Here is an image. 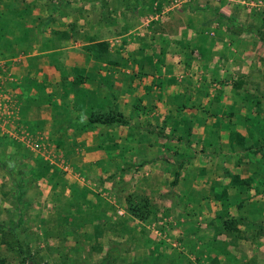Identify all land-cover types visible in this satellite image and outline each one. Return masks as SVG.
<instances>
[{
    "label": "crops",
    "instance_id": "obj_1",
    "mask_svg": "<svg viewBox=\"0 0 264 264\" xmlns=\"http://www.w3.org/2000/svg\"><path fill=\"white\" fill-rule=\"evenodd\" d=\"M31 1L36 4V24L26 22L22 27V30H27L26 36L21 39L14 34L0 41V53L3 52L0 55V106L5 109L0 135L20 145L31 137L36 138L35 141L54 137L57 138L56 145H60L64 151H73L74 146H70L69 138H79L80 151L85 155L83 159L94 163L98 170L132 169L137 168L140 162L139 169H161L162 173H168L167 169L185 170L186 174L196 170V176L192 179L194 183L188 186L186 196L180 192L183 182L175 179L174 183L182 196L186 197V210L203 215L210 213L214 222L219 223L217 215L222 207L214 198L234 200L236 187L233 180L254 178L235 170L258 169L255 164L264 162V154L261 153L264 150L250 152H260L258 156L244 155L249 154V148H254L256 140H250L251 146L237 148V136L246 139L264 137V129L260 130L258 124L254 127L244 125L245 130L231 128L237 125L239 116L241 121L248 120V117L241 112H233L232 106L236 103L233 102L232 90H219L215 96L210 95L215 74L212 70L207 69V74L203 70L206 65L207 68L211 64L213 66L214 61L203 65L196 59L195 51L202 55L205 48L193 37L195 34L188 35V30L183 27L169 32L168 40L160 42L154 39L149 30L142 32L144 34L138 31L142 27L139 25L140 18L134 16L132 11L128 16L118 14L108 17L104 24L102 18L99 19L98 11L107 9L112 4L109 0H87L91 6L97 3L102 5L98 6L99 10L92 6L95 10L92 13L87 11L89 7L84 4H72L68 13L60 17L62 21H57L55 16L60 14L63 6L68 5L66 0L54 2L51 8H46L45 0ZM169 20L178 22L172 18ZM31 26L37 27L29 34L27 28ZM93 26L100 28L95 32ZM103 34L108 37H99ZM77 37L87 43H72L71 40ZM62 38L65 40L62 41ZM112 38L117 39L119 44H110L108 41ZM92 41H105L109 48L102 54L90 53L85 46ZM80 75L86 77V81L77 86L73 79ZM258 82L263 84L264 77ZM210 104L213 107L206 112ZM190 105L194 108L199 106L206 115L209 113L207 119L202 115L199 117V109L192 110ZM108 111L122 114L127 125L132 124L131 129H110L114 125H85L91 113ZM227 114L232 117L230 120L226 119ZM141 116H147L148 127L139 131L136 126L144 123ZM194 120L199 125L197 128L190 125V121ZM180 123L181 127H178ZM153 126H159L160 132L152 130ZM171 133L179 134L174 138ZM185 135L195 138L203 147L198 150L189 145L188 139L186 142L183 140ZM164 139L181 146L179 154L173 157L175 161L165 155L157 160V149ZM44 144L45 141H38L32 147H21L31 153ZM238 158L242 160L240 165ZM224 169L229 171L222 172ZM186 176L182 180H188ZM122 179H125L124 175ZM139 180L151 181L152 185L154 180H159V186H162L170 178L169 175L160 176L153 172ZM198 181L204 185L202 192L194 191V184H199ZM158 190L148 188L147 193L153 196ZM227 209L230 217L244 218V227H251L259 221L262 223L264 219V211L257 216L255 209L248 206L237 210L234 203ZM230 238L227 239L235 240L233 236ZM220 244L226 248V244ZM188 259L186 255L185 260ZM212 259L219 261L215 264L221 263L220 258Z\"/></svg>",
    "mask_w": 264,
    "mask_h": 264
},
{
    "label": "rangeland",
    "instance_id": "obj_2",
    "mask_svg": "<svg viewBox=\"0 0 264 264\" xmlns=\"http://www.w3.org/2000/svg\"><path fill=\"white\" fill-rule=\"evenodd\" d=\"M109 1L112 4L107 9L98 11L99 19L102 18L104 24L108 17L118 14L128 16L129 11H132L134 16L140 18L139 25L142 27L138 31L142 33L149 30L154 39L160 42L168 40L169 32H176L183 27L188 30V35L195 34L193 37L205 48L202 55L195 51L196 59L203 65L214 61L213 66L211 64L207 68L206 65L203 70L206 74L207 69L215 74L212 79L215 83H210V95L215 96L219 90H232L233 102L236 103L232 106L233 112H241L248 117V121L237 120V125L231 128L245 130L246 126L254 127L258 124L260 130L264 129V83L258 82L264 77V0ZM45 2L46 8H51L59 0ZM66 2L69 6H63L60 14L55 16L57 21L63 20L60 17L65 12L68 13L72 4H84L91 13L102 6L93 4V7L96 6L94 10L87 0ZM171 18L178 22L170 21ZM93 27L94 31L100 28ZM101 36L108 37L104 34L99 37ZM79 39L77 37V41H71L75 44L87 43L86 40ZM108 42L113 46L119 44L113 38ZM189 107L192 110L199 109L198 116L202 115L207 119L209 113L206 115L199 106ZM212 107L213 104H210L206 112ZM226 116L228 120L232 118L229 114ZM146 117H140L144 123L140 127L136 126L139 131L140 128L148 127ZM201 123L199 120V124ZM111 125L114 126L110 129L123 127L127 128L125 130H130L132 126L119 123ZM190 125L194 128L199 126L195 120L190 121ZM178 127H181V123ZM152 130L159 133L160 127L153 126ZM178 134L175 133L176 136ZM172 135L175 138L174 133H171V137ZM35 139L27 138L22 145L32 147L38 141H45V144L30 153L16 141L0 135V162L4 165L3 169L0 168V264H106L110 253L116 257L114 264H136L138 259L149 256L146 239L171 245L178 252V258H183L184 264L219 262L212 257L220 258V264H264V219L261 220L262 223L255 222L251 227L240 224L241 227L238 225L239 227H235L237 230L226 236L220 235V223L214 222L210 213L203 215L186 210L187 201L184 196L188 186L194 183L192 179L196 176V170H190L186 174L185 170L167 169L168 173H162L161 169H139L141 162L137 164V168L132 169L109 170L110 172L98 170L94 163L83 159L85 155L80 151L79 138H69L70 146L75 147H72L73 151L62 150L60 145H56L57 138L54 137H43L38 141ZM187 139L194 148L200 150L203 147L195 138L185 135L183 140L186 142ZM255 140L257 148H249V154H244L245 157L257 153H250L252 150H264V137H255ZM163 141H160L162 144L157 149V160L163 155L173 160L179 154L181 146L176 142L169 143L168 139ZM182 144L183 147L185 143ZM251 145L253 144L248 141L241 147ZM237 146L240 147L238 143ZM261 153L264 154V151ZM240 159L238 158V165L241 164ZM41 165L45 169L49 167L57 171L72 188L65 189L63 195L58 197L53 189L54 183L51 184L43 171L38 170ZM255 167L259 168L235 171L254 177L253 183L264 194V162L255 164ZM227 171L229 170L224 169L222 172ZM153 172L160 176L169 175L170 180L165 185L160 182L162 186H159V180H154L153 185L151 181L139 180ZM185 175L188 180H182ZM175 179L183 182L182 191L176 187ZM194 185L195 192H202L204 185L200 182ZM148 188L159 190L156 195L149 196ZM129 196L148 201L151 211L149 220H128V225L124 223L123 219L127 218L126 199ZM80 204L83 206V213L76 210ZM90 220H93L92 224L86 223ZM11 226H16L15 238L11 237V231L8 230ZM133 226L136 232L132 236L122 233L125 227ZM232 236L235 240L227 239ZM220 242L226 244V248ZM186 255L188 260H185Z\"/></svg>",
    "mask_w": 264,
    "mask_h": 264
},
{
    "label": "trees",
    "instance_id": "obj_3",
    "mask_svg": "<svg viewBox=\"0 0 264 264\" xmlns=\"http://www.w3.org/2000/svg\"><path fill=\"white\" fill-rule=\"evenodd\" d=\"M36 4L32 1L26 2L25 0H0V41L2 38L12 37L15 34V37L21 39L22 36H26L25 32L27 30H22V27L25 26L26 22H30L31 25H35L37 18H35L34 11H35ZM7 14V16H5ZM45 25V24H44ZM46 28L48 25H45ZM37 26H31L29 29V34L33 31V28L36 29ZM16 31V32H15ZM42 31V30H41ZM43 32V31H42ZM9 35V36H8ZM17 35V36H16ZM30 36V35H29ZM15 38V39H16ZM65 38H62V41ZM1 43V42H0ZM9 44L8 42H6ZM109 48V44L105 41H92L89 45L85 46V49L90 52L94 53H103ZM13 49V48H12ZM17 49V48H16ZM11 50V49H10ZM18 50V49H17ZM11 52V51H10ZM3 52L0 53V55ZM11 55L12 52L10 53ZM86 81V77L80 75L73 79V83L77 86L84 84ZM231 114V113H230ZM241 119V116L238 117V120ZM244 121V120H243ZM248 121V120H246ZM178 122V121H177ZM114 123L119 124H127L124 121L121 114L116 113L114 114L112 111L108 112H94L88 116L86 124L92 125H111ZM176 125V123H174ZM250 140H254V137L248 138ZM237 143L239 146H242L243 143L246 142V138L242 137L241 135L237 136ZM258 143L255 142V146ZM0 168H4L2 162H0ZM49 169V170H48ZM39 171H43L45 177H47L48 181L53 184V189L56 190L57 196L63 195L65 189H71L72 185L66 182L57 171L47 167L45 169L44 166L38 167ZM38 174V173H37ZM233 184L236 187V194L234 200L229 201L227 197H216L214 198L215 201H219L221 203V211L217 215V220L220 223L221 230L220 235H226L233 233V231L237 230L235 227L242 224L243 217H233L231 218L228 211V206L231 204H236L237 210L241 207H250L251 209L254 208L257 216L260 215L262 211H264V194L260 192L261 189H258L256 185L253 183V180H233ZM255 186H254V185ZM259 197V198H258ZM138 199V200H137ZM135 196L127 197L125 213H126V220L123 219L124 223L128 225V220L134 222L137 220L138 222H145L149 220L151 211L150 206L147 200H141ZM226 202V203H225ZM76 208L77 211L82 212L83 210L81 206ZM225 207V208H224ZM93 214V212H90ZM89 223H93V220H90ZM8 230L11 231V237H17V230L16 226L8 227ZM136 232L134 228H127L122 231L124 234H130L132 236ZM147 248L149 249V256L142 257L141 259L137 260L136 264H184L183 258H178V252H176L171 245H167L163 241H153L152 239H146L145 242ZM106 264H114L116 261V257L113 256L112 253L108 254Z\"/></svg>",
    "mask_w": 264,
    "mask_h": 264
},
{
    "label": "built area",
    "instance_id": "obj_4",
    "mask_svg": "<svg viewBox=\"0 0 264 264\" xmlns=\"http://www.w3.org/2000/svg\"><path fill=\"white\" fill-rule=\"evenodd\" d=\"M4 111H5V109L0 106V124H2V118H3L2 112H4Z\"/></svg>",
    "mask_w": 264,
    "mask_h": 264
}]
</instances>
